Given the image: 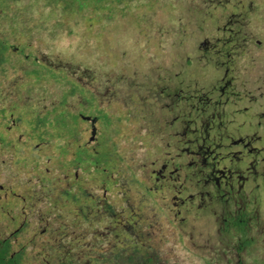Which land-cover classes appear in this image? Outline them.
Here are the masks:
<instances>
[{
    "label": "rangeland",
    "instance_id": "1",
    "mask_svg": "<svg viewBox=\"0 0 264 264\" xmlns=\"http://www.w3.org/2000/svg\"><path fill=\"white\" fill-rule=\"evenodd\" d=\"M3 38L13 46L0 61V238L22 227L15 240L28 245L26 264H59L61 232L83 246L90 231H103L109 222L103 217L89 228L79 207L61 194L79 185L101 199V173L95 178L94 164L74 161L82 152L91 162L107 159L121 175L125 185L107 191V198L135 224L153 264H264V175L244 183L253 240L241 249L242 240L221 224L238 204L197 196L178 212L169 198L142 194L145 131L137 110L138 99L151 97L160 113L165 99L152 95L181 88L192 94L193 139L206 128L197 112L199 95L211 100L206 114L215 113L207 119L211 136L220 132L226 143V134L262 133L264 0H111L81 8L73 0H0ZM37 66L40 76H30ZM228 78L232 87L220 96ZM86 114L99 116L94 140L90 122L81 118ZM252 119L261 127L251 128ZM99 246L110 248L106 240Z\"/></svg>",
    "mask_w": 264,
    "mask_h": 264
},
{
    "label": "flooded vegetation",
    "instance_id": "2",
    "mask_svg": "<svg viewBox=\"0 0 264 264\" xmlns=\"http://www.w3.org/2000/svg\"><path fill=\"white\" fill-rule=\"evenodd\" d=\"M99 1L107 2L111 0ZM90 2H98V0L83 1L81 6L78 4L77 6L81 8ZM0 40L4 45L3 55H0L3 59L4 54L13 45L7 39ZM13 49L16 51L18 47L14 46ZM33 62H38L36 57ZM224 64L226 67L223 76L225 77L230 73L231 63L228 61ZM38 69L37 66L27 71V73L30 76L39 77L40 72ZM231 87L232 79L228 78L220 88V96L227 94ZM105 92H109V89H106ZM181 92V88L177 91L171 88H163L160 89L158 94L152 95V97H158L157 101L165 99L158 104L160 113H156L153 109L156 104L152 102L153 98L142 96L141 99H138V123L141 129L145 131L144 134L140 135L143 153L140 159L142 177L139 184L142 188V194L157 196L161 200L169 198L171 206L178 209V212L190 205L197 196L201 200H203V197L209 200L221 197L225 202L232 201L239 206L223 216L222 230L227 234L233 233L238 239H241L242 243L239 245L241 249L244 246H250L253 240V237L249 234L250 225L252 224L250 220L251 211L246 209L247 203L242 202L244 198L243 190L244 183L248 179L255 181L259 175H264V129L262 133H257L254 129L250 134L236 138L226 134L225 137L229 140L226 143L222 142V133L217 132L216 135L211 136L208 130L211 125L208 124L207 119L213 120L215 113L206 114L204 107L211 100L209 97L199 95L197 98L198 105L202 107L197 112L201 115V124L206 125V128L200 132V138L193 139L191 126L193 122L191 115L193 107L192 94L190 91H183V94ZM226 97L228 98V95ZM219 103L221 101L216 100L214 104L219 105ZM62 104L63 100L59 99L56 106L57 110L60 111ZM62 115L59 117V121L61 120L62 123L66 124L67 122L62 120ZM204 115H206V119ZM263 115L264 113L261 114V116ZM85 116L90 115H82L81 118L88 120L92 129L91 119L96 118L95 125L99 120V116L92 115L90 119H86ZM196 117H199L198 114ZM250 125L251 128H259L262 125L261 120L252 119ZM193 145L195 146L194 149ZM239 145H241L240 149H232L234 146ZM96 153L94 147L93 155ZM106 160L104 159L103 173L100 172L103 185L101 199L90 194L96 204L95 212L106 213L105 207L111 203L107 198V191H111L116 185L121 188L125 185L121 175L120 178L117 175L115 176V172L113 173L111 170L113 167L108 166ZM93 164L95 166L99 165L97 162H93ZM75 175L77 176V174ZM96 175L94 168L93 176L96 178ZM255 186L257 187L258 184H255ZM0 188H2L1 185ZM126 190L121 191L123 199L126 207L133 211V207L129 204L126 196ZM236 219L242 221L246 231L245 237L250 240L249 244L243 242L242 233L236 232L233 227V222ZM107 227L105 225L104 228Z\"/></svg>",
    "mask_w": 264,
    "mask_h": 264
},
{
    "label": "trees",
    "instance_id": "3",
    "mask_svg": "<svg viewBox=\"0 0 264 264\" xmlns=\"http://www.w3.org/2000/svg\"><path fill=\"white\" fill-rule=\"evenodd\" d=\"M73 1L81 6L83 1L87 2L88 0ZM3 50L4 45L0 40V55H3ZM1 57L0 61H2ZM90 158V155L82 152V156L74 161L78 164L84 161L92 164L97 162L99 165L94 166L96 173H103L104 160L91 162ZM77 186V192H74L72 187L66 188L62 191V196L70 204L79 207L77 215H80L88 226V222L103 223L104 217L109 220V222L104 223L108 227L104 228L103 231H90L92 239L83 246L78 244L81 241L80 238L70 237L71 235L67 233L68 230L63 228L65 231L59 234V264H153V256L145 247L142 249V244H139L136 239L135 224L128 221L126 223L123 220V211L118 210L114 204L110 203L106 207L104 206L107 210L106 213L95 212L96 204L94 205L91 196L87 195L84 188ZM133 212L130 210L129 215H133ZM95 218L96 221H94ZM71 223L73 225L77 224L76 220L71 221ZM233 227L236 232L242 233L243 242L249 244L250 240L245 237L246 231L242 221L236 219L233 222ZM22 229V227H19L9 236L0 238V264H26L28 245L15 240V237ZM104 240L110 244L109 249H100L99 244H102Z\"/></svg>",
    "mask_w": 264,
    "mask_h": 264
},
{
    "label": "water",
    "instance_id": "4",
    "mask_svg": "<svg viewBox=\"0 0 264 264\" xmlns=\"http://www.w3.org/2000/svg\"><path fill=\"white\" fill-rule=\"evenodd\" d=\"M85 118H86V119H90V116H85ZM95 120H96L95 117L91 119V122H92V125H93V126H92V129H91V136H90V139H91V140L94 139V137H95V131H96V129H95V125H94Z\"/></svg>",
    "mask_w": 264,
    "mask_h": 264
}]
</instances>
